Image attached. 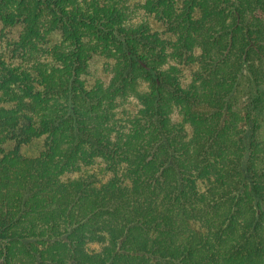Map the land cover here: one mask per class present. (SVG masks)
Wrapping results in <instances>:
<instances>
[{
  "label": "trees",
  "instance_id": "1",
  "mask_svg": "<svg viewBox=\"0 0 264 264\" xmlns=\"http://www.w3.org/2000/svg\"><path fill=\"white\" fill-rule=\"evenodd\" d=\"M108 1L0 0L1 18L26 24L18 47L62 37L40 90L0 60V144L16 142L0 148V264H264V0H184L180 10L146 0L173 42L126 24ZM195 47L200 68L185 88L165 66L192 61ZM96 53L115 59L113 76L88 89ZM129 94L141 108L116 129L114 109ZM175 106L191 138L171 121ZM41 136L40 156L20 154ZM97 157L115 172L108 182L61 179ZM199 179L211 182L204 194ZM90 242L105 245L89 251Z\"/></svg>",
  "mask_w": 264,
  "mask_h": 264
},
{
  "label": "rangeland",
  "instance_id": "2",
  "mask_svg": "<svg viewBox=\"0 0 264 264\" xmlns=\"http://www.w3.org/2000/svg\"><path fill=\"white\" fill-rule=\"evenodd\" d=\"M100 3H105V0H98ZM184 0H176V9L182 8ZM146 0H109L108 5L118 6L124 9L126 16V24H139L147 23L152 32H157L162 39L169 42L175 41L176 37L167 32L163 20L155 12H149L145 8ZM195 16H200V10L195 11ZM264 18V12L261 14ZM26 24L17 19L15 22H9L0 17V60H5L13 68L19 72L28 73L33 81L37 90L42 89V82L40 77V70L49 69L52 66H58L59 63L53 55V47L62 42V37L58 33H52L47 35L44 41H36V47L31 49L18 47V42L24 33ZM85 41H88L86 38ZM19 51V55H14V52ZM172 48L168 47V51L171 52ZM201 54V48L195 47L192 52L194 59L192 61H185L169 57L168 64L174 65L178 68V76L181 80L182 86L185 88L193 81L194 73L200 68L198 57ZM115 66V59L104 54L96 53L89 61L88 71L82 76L85 86L88 89H92L98 82H101L105 87L109 85L113 76V68ZM247 82L243 81L241 85V93H239V102L243 107L248 100L247 94ZM147 89L146 82H141L139 90L143 91ZM11 104H6L9 106ZM141 108L140 101L134 94H129L124 98H120L117 107L114 109L115 117L112 124L117 129L118 126L128 125V120L138 114ZM171 121L183 125L187 132V137L191 138L193 134V127L190 123L185 122L181 109L179 106H175L171 113ZM264 140V128L260 135ZM45 136L35 138L29 144H23L19 146V152L22 156L28 158H34L40 156L44 151ZM16 147V142L11 139H6L0 144L1 152H8ZM2 153H0V157ZM121 171V170H120ZM115 175L113 170L109 169L108 163L105 159L97 157L92 164L82 163L80 169L77 171H67L61 177L64 182H69L74 179L91 176L94 184L101 186L108 182ZM214 176H211V180ZM210 180L199 179L197 181V187L201 194H204L210 185ZM191 227L198 232H205L204 225L195 221L191 224ZM105 243L102 242H90L86 248L89 251H101L104 248Z\"/></svg>",
  "mask_w": 264,
  "mask_h": 264
}]
</instances>
